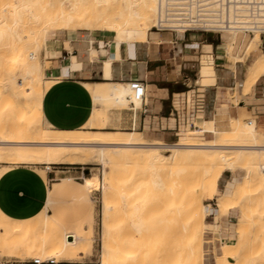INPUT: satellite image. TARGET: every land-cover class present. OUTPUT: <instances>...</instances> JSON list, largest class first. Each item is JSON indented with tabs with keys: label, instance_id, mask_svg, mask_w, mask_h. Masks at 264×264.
<instances>
[{
	"label": "bare ground",
	"instance_id": "obj_1",
	"mask_svg": "<svg viewBox=\"0 0 264 264\" xmlns=\"http://www.w3.org/2000/svg\"><path fill=\"white\" fill-rule=\"evenodd\" d=\"M186 1L192 2V9L181 11L173 8L175 3ZM64 2L69 3L68 8ZM0 5V83H5L0 86V164L6 165L0 169V177L17 165L47 163L42 171L45 180L51 166L60 162L102 166L103 178L99 190L103 195L105 211L101 264L132 263L133 256L126 250L128 246L143 244L147 238L143 213L152 208L148 205L151 196L165 188L160 170L167 164L178 167L174 173L176 177L186 171L182 166L185 164L203 169L196 184L189 182L191 185L186 186V181L183 186L186 200L182 205L185 212H180L183 213L180 216L185 242L187 239L191 245L190 248L187 243V249L194 250L193 243L205 247L208 244L202 197L216 194L222 173L221 170L211 172L209 168L204 169L206 166L220 164V168L221 165L225 167L222 171L231 172L239 165L244 169L242 179H235L226 185V191L218 197L217 204L220 215L238 207L241 210L245 208L244 213L241 211L239 224L242 231L236 229L239 238L228 242H219L220 232L214 231L216 248H237L242 242V234L248 233L247 228L257 231L259 223L252 218V207L248 206V201L261 195L256 207L264 206V145L257 144L255 133L258 127L255 122H247L241 129L231 132L220 129L206 131L196 123L172 145L146 140L135 130L128 133L57 130L45 120L43 113V99L53 82L48 79V73L42 77L50 64L41 59L39 50L43 47L55 48L63 43L62 39L43 40L42 36L67 33L66 43L70 39H81L79 43L90 48L92 57H95L98 53L95 48L96 32L103 31L100 38L108 40L110 49H117L121 45L148 42L150 32L157 27H173L179 35H184L182 28L195 24L191 18L197 17L199 23L210 24L215 16L220 15L233 23L222 33V40L234 65L235 79L242 77L245 71L241 68L242 63L250 55H254V59L247 69L252 67L254 71L262 68L264 77L263 34L254 31L251 35L242 29L252 23H264V0H0ZM25 29L31 31L26 32ZM130 29H133L132 36H129ZM102 45L101 52L106 54V43ZM232 50L234 53L229 54ZM107 63L112 65V58ZM208 66L212 68L213 75H204L200 70L198 85L207 86L215 82L213 62L210 61ZM23 79L29 80L30 84L18 93L17 85ZM85 87L94 101L89 122L91 126L97 120L98 124L109 122L113 111L132 108L136 112L142 108L143 102L136 99L129 83L85 84ZM229 122L234 126L237 124L235 117H230ZM240 135L252 137L254 143H229ZM197 136L209 140L201 142ZM83 183L90 193L94 191L89 177H85ZM177 185L175 181L169 190L173 192ZM181 192L179 190L180 197L184 195ZM113 197L119 199L112 202ZM117 213L129 219L127 228L122 223L126 229L114 223ZM84 219L69 226L47 211L27 220L11 219L0 211V258L5 255H28L39 260L55 259L57 263L65 260L69 264H85L79 259L94 248L95 231L93 218ZM244 224L247 228L243 227ZM129 225L133 231L128 228ZM119 227L125 232L128 229L127 233L132 231L129 234L135 237L127 234L131 238L127 241L129 237L123 238L124 230L121 232ZM255 244L257 247L248 254L246 264L264 263V241ZM145 263L140 259L138 264Z\"/></svg>",
	"mask_w": 264,
	"mask_h": 264
},
{
	"label": "crops",
	"instance_id": "obj_2",
	"mask_svg": "<svg viewBox=\"0 0 264 264\" xmlns=\"http://www.w3.org/2000/svg\"><path fill=\"white\" fill-rule=\"evenodd\" d=\"M151 32L148 42L121 45L117 49H110L108 40L100 38L98 32L97 36L94 34L98 50L95 57H92L90 48L79 43L81 39H70L66 43L68 36L62 38V45L44 51L43 59L50 64L45 71L53 82L43 99L45 120L61 131L86 129L128 133L135 130L146 140L161 142L180 139L190 130L188 127L194 128L196 123L206 131H212L216 129L215 119L221 120L223 115V119L227 120L236 117L245 122H255L259 131L264 132V78L258 83L260 78L247 94L243 91L242 82L230 88L216 87L218 74L215 66L228 67L235 80L234 65L223 40L220 44L208 45L213 49L214 61L210 59L208 62L212 61L213 66L215 64L217 80L214 83L200 85L201 89L189 87L170 91L169 84L173 87L183 84L180 81L183 69L191 70L198 60L199 51L207 43L206 34L188 32L184 35L166 33L165 36H157ZM103 42L107 45H104L106 54L101 52ZM109 58L113 60L112 65L107 63ZM253 59L254 55H250L241 68L246 70ZM248 60L250 63L247 66ZM131 80H139L146 86L142 108L135 113L130 109L113 111L107 127L87 128L94 101L85 84L109 85L129 83ZM201 90L203 92H199ZM211 90L214 95L217 94L214 117H196L194 110L202 102L200 96L205 97ZM84 170L82 165H52L45 180L35 167L15 166L0 177V211L16 220L31 219L45 211L54 213L49 212L60 221L61 218L68 222L80 219L88 209L91 210L93 199L82 181ZM89 178L90 182L93 181L92 176Z\"/></svg>",
	"mask_w": 264,
	"mask_h": 264
},
{
	"label": "rangeland",
	"instance_id": "obj_3",
	"mask_svg": "<svg viewBox=\"0 0 264 264\" xmlns=\"http://www.w3.org/2000/svg\"><path fill=\"white\" fill-rule=\"evenodd\" d=\"M64 5L67 8L69 7V3L67 2H64ZM28 28H31V26H28ZM25 30L26 32H28V30L31 31V29H25ZM97 33L98 32H96V34ZM99 33L102 34L103 31H99ZM166 33H169V34L172 33V34L178 35V33L170 32V31L159 32L156 29H153L151 32V34H156L157 36H160V34L161 36H165ZM205 34H206L205 39L207 40V43H205L203 47L201 46L202 48L197 55L198 60L194 62V65L190 68L191 70H186L185 68L183 69V78L180 80L182 81L181 83L183 84H180V85H183V87L186 89H188L189 87L190 88L196 87L197 89L202 88L200 85L197 84L200 70L202 74L204 75H210V73L213 72L212 68L208 66V63H209L208 60L214 58L213 49H212V46H208V45L209 44L212 45L214 43L220 44L222 41V38L220 35H216L212 33H205ZM132 35H133V29H130L129 36H132ZM65 36H68L67 33L66 34L65 33L64 34L53 33L50 35L42 36V38L43 40L51 39V38L62 39ZM262 45H264V39H263ZM51 49L53 48H44V47L41 48V50H39L41 51L39 52L42 57L41 59H43L44 51L51 50ZM230 53L233 54L234 53L233 50L229 51V54ZM247 58L249 59V57ZM203 59L205 61H203ZM249 63H250L249 60L246 61L247 66L249 65ZM215 69L218 74V80H217L216 87L230 88L231 86L235 87L236 83L238 85L240 82H242L243 91L245 94L251 91L253 86L257 83V81L260 78L261 79L258 81V83L262 81V79L264 78L262 77L263 75L262 68L255 69L254 71H252V67L251 69L250 68L246 69L242 73V77L239 80L237 79L234 80L233 76L230 74V70L228 69V67H216L215 66ZM44 76H46V71H43L42 73V77ZM29 84H30L29 80H26V79L20 80V82L17 85L18 93H21L25 87L29 86ZM3 85H5V83H3ZM3 85L1 84L0 86H3ZM208 89H211V87H209ZM199 92H203V91L201 90ZM201 95L203 94L201 93ZM205 95H206L205 97L200 96V99L202 102H199L197 104V107L194 110L195 116L202 117L205 119H212L215 115L217 94L214 95L213 90H211L210 92H207V94ZM223 118L224 116L221 117V120H218V121L215 119L214 126L216 129L223 130L224 132H231L236 129H241V127L247 123L235 117L237 124L234 126V124L229 122L230 117L228 118V120L223 119ZM98 123L99 121L97 120L94 126H91L88 124L86 127L87 128H95V127L104 128L108 126L107 125L108 122H103L100 124ZM191 128L193 127L192 126L188 127V129H191ZM146 137L149 138L148 136ZM197 138L201 142H205L206 140L207 141L209 140V139H206V137L204 136H197ZM255 138H256L257 144L264 145V134L261 131H259V129L255 133ZM149 139H153V138L150 137ZM178 141L179 139L175 141H163V142L166 144L172 145ZM229 143L231 144H253L254 142L252 140V137L240 135V137H238L235 141H231ZM53 165H68V164L66 162H60V163H56ZM75 165H81V164H75ZM4 166L6 165L0 164V169L3 168ZM23 166H28V167H33V168L35 167L36 170H39V173L42 176V171L44 172L45 168L47 167V163H39V164L23 165ZM182 166H185L186 171L183 174H181L179 177H176L174 175L175 171L178 169L177 166L167 164L161 168L160 174L163 178L165 188L163 191H157L155 192V195L151 196L150 202H148V205L150 204L149 207H152V208H148L149 212L145 208L146 211H144L143 213L144 221L147 227V230H146L147 238L145 242L141 245L128 246L126 250L128 253H130V255L133 256L131 264H138L140 259L145 261L146 262L145 264H246V262L248 261V257H247L248 254L250 255V252L253 251L254 248L257 247L255 243H257V241H260V240L264 241V206L263 208L256 207V205L259 204V201L262 198V196L257 195L253 197V199L248 201V206L252 207L251 208L252 218L254 219L255 222L259 223V225L257 226V231H255L254 228H251L252 230L250 228H247L246 224H244L243 227H246L249 230L247 231L248 233L242 234L243 235L242 242L237 248L232 247L229 249H218L216 248L217 243L215 241L216 236L214 235V231L219 230L220 232V237L218 238L219 242L221 240H223L224 242L234 241L237 238H239V234L235 230L237 229L239 232L242 231V228L240 229V225H241L240 219L242 217L241 216L242 213H244L245 211V208L244 210H241V207H238L218 217H216L215 215L216 214L220 215V213L217 210L218 197L221 194L225 193L226 185H228L235 179L236 180L242 179V175L244 174V169L241 165H239V167L237 166L234 172L224 171V170L222 171V169H224L225 167L221 165V168H220V164H218V166L204 167V169L209 168L211 172H219L221 170L222 175L219 179L218 191L216 192V194L214 196L204 195L202 197V202H203L204 210H205L204 212V215H205L204 228L206 230L205 239L208 240V244L205 247L202 245H198L196 243L194 245L193 243L192 249L194 247V250H191V249L189 250V247L187 249V246H190L191 248V245L188 243L187 239L185 242L186 235H184L185 232H183V229H182L183 223L181 222L182 218L180 216L181 214L183 215V213L180 214V212H185L184 205H182L184 203V200H186L185 191H184L185 187L183 186L187 184L186 181H188V184L186 186L191 185V184L192 185L196 184L203 169H201V167L199 166L195 167V165L189 166L185 164ZM82 167H85V170L82 175L83 179L85 177H90V176L93 177V181H91V187L94 191L91 194L93 196L92 202L94 205H92V210L90 211V209H88L87 213L80 219H77L71 222L65 221L62 218L61 220L64 221L67 225L72 226L75 223H78L79 221L83 220L84 218L85 219L93 218L94 231H95L94 248L92 249V251L85 254L82 259H79V260L85 264H101L100 262L101 261V251H102V246H103L102 244L103 242L101 241V233H103V230H104L103 213L105 211V207L102 203L103 195H102V192L99 190V187L101 184V180L103 178V171H102L103 167L99 165H93L92 163H87L86 165H82ZM183 179L185 180V182H183ZM175 181L178 184L176 187L177 189L174 188V191L172 192L169 189L173 186ZM189 182H191V184ZM179 190L182 191L181 195L184 194L181 197L179 195ZM115 197H113L114 199L111 198L112 202H115L114 200L119 199V198L115 199ZM119 203L120 202L117 203L118 206H119ZM152 204L155 206H152ZM178 205L180 208H178ZM176 209L178 213L176 212ZM242 209H243V206H242ZM214 210L216 211L214 212ZM52 214L55 215L54 213ZM118 214L119 213H117L114 216L115 217L114 223H116L117 226L119 225L122 227L124 224V226H126L127 228V225L129 224V221H128L129 219L127 218L126 215L121 216L122 214H120V216H118ZM208 222H210L211 224H208ZM122 227H119L120 231L122 232V230H124L123 234L125 237L123 238H126L128 236L127 234L132 233L133 229L129 225L128 228L130 227L132 231L131 232L129 231V233H127L128 229L125 232L126 228L123 227L125 228L123 229ZM236 235H238V237H236ZM130 236L131 238L135 237V235L133 234H131ZM131 238L129 237L126 240L129 241ZM127 241H125V244H127L126 243ZM187 243L189 245H187ZM18 247L19 246H17V248ZM26 256L18 255L16 257H8L5 255V257L3 256L0 258V264H23L22 262H27L28 260L33 259V257H30L28 255ZM61 262H66V261L61 260L58 263H61ZM65 264H69V263L67 262ZM261 264H264V263H261Z\"/></svg>",
	"mask_w": 264,
	"mask_h": 264
},
{
	"label": "built area",
	"instance_id": "obj_4",
	"mask_svg": "<svg viewBox=\"0 0 264 264\" xmlns=\"http://www.w3.org/2000/svg\"><path fill=\"white\" fill-rule=\"evenodd\" d=\"M192 6H193L192 2L186 1V2L175 3L173 5V8L184 11V10L192 9ZM196 8L199 9L198 5L196 6ZM191 19L195 20L193 22L195 24H191V26L189 27H183L182 31L184 34L188 32H202V33H212L221 36L224 31H226L227 29L233 26V23L229 18L228 19L222 18L220 15L215 16L210 24L199 23L200 21L197 20V17ZM242 29L251 35L254 34V31H259L261 34H263V38H264V23H252L250 25L243 26ZM156 30L159 32L170 31L177 33V29L173 27H161V28L157 27ZM129 85L136 99L138 100L140 99L143 102L147 92L144 83L139 80H131L129 81ZM130 111L135 113V110L132 108L130 109ZM22 263L23 264H65L67 262L57 263L55 259H48V260L30 259L27 262H22Z\"/></svg>",
	"mask_w": 264,
	"mask_h": 264
},
{
	"label": "trees",
	"instance_id": "obj_5",
	"mask_svg": "<svg viewBox=\"0 0 264 264\" xmlns=\"http://www.w3.org/2000/svg\"><path fill=\"white\" fill-rule=\"evenodd\" d=\"M170 91H173V90H178V91H181V90H185V88L183 86H175L173 87L171 84L168 85Z\"/></svg>",
	"mask_w": 264,
	"mask_h": 264
}]
</instances>
